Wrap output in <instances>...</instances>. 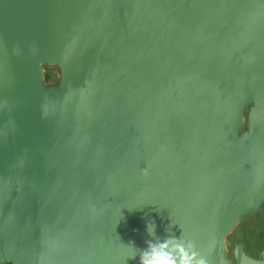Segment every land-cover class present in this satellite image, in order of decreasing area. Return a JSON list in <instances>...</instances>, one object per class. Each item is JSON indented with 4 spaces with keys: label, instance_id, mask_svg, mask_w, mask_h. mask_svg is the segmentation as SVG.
I'll return each instance as SVG.
<instances>
[{
    "label": "water",
    "instance_id": "obj_1",
    "mask_svg": "<svg viewBox=\"0 0 264 264\" xmlns=\"http://www.w3.org/2000/svg\"><path fill=\"white\" fill-rule=\"evenodd\" d=\"M61 1L0 0V264H74L67 213L81 264H140L173 237L197 262L233 264L227 235L264 203V17L246 0ZM46 62L59 85L44 84ZM37 125L74 181H49ZM120 149L132 160L116 183ZM11 190L34 210L17 238L3 218ZM235 256L264 264L242 244Z\"/></svg>",
    "mask_w": 264,
    "mask_h": 264
},
{
    "label": "rangeland",
    "instance_id": "obj_2",
    "mask_svg": "<svg viewBox=\"0 0 264 264\" xmlns=\"http://www.w3.org/2000/svg\"><path fill=\"white\" fill-rule=\"evenodd\" d=\"M58 0H56L57 3ZM61 4H64V0H62L60 2ZM74 0L70 1V4H73ZM81 5V4H80ZM245 9L251 13V14H257L259 15L261 18L264 17V0H246V5H245ZM78 50V49H76ZM83 52V50L81 51ZM32 55L30 56L29 60H27L26 62V68L24 69V73L26 75V77H28L30 79L31 77V73L35 64V59L38 55V49H37V42H36V38L34 36L33 40H32ZM21 53L17 52L14 60H13V71H12V84H13V89H14V93L18 92V88L20 87V70L22 69V65H23V57H21ZM40 75L42 76L43 80H44V84L46 86H56L60 84V80H61V68L59 66V64L57 63H42V69L40 71ZM251 105H249L246 109V116L248 114V111L250 109ZM35 133H34V139L32 141L33 147L35 149V151L38 152V154L40 155L39 159V164L40 167L42 169H44L46 171V176L48 177L49 181L51 182V184L53 185V187H58V181L57 179H59V181L61 182H66L69 180L74 181L76 174L74 177H72L71 173H69L66 163L64 162L65 160L60 159V157L58 156L57 151H53V149L50 147V144L47 140V138L44 136L45 134L42 132V130L39 128V126L37 125V127H35L34 129ZM66 139V138H65ZM61 144V142H60ZM62 145V144H61ZM67 148V147H66ZM61 151V147L59 148ZM123 149V147H122ZM120 149L119 151H117V154L114 156L115 158H113V160H119V165L121 164V168L118 169V171H116V173L113 176V179L115 180L114 182H118L121 181V176H122V172L125 169V167L131 162L132 157H130L128 160H121L120 156L123 155V150ZM256 155L258 157H260L261 155V150H256ZM70 170V169H69ZM73 178V179H72ZM60 184V183H59ZM68 186V185H67ZM54 187V188H55ZM117 187V186H116ZM64 189V193H58V196L60 197V201L62 200L63 202H66V200L68 201L67 196L71 195V189H69V187H63ZM58 191V188L55 190ZM57 193V192H56ZM73 194V192H72ZM16 196L13 190H11V192L9 194H7L5 202H4V207H3V218L4 221L6 222V226L8 227V229L10 230V232L17 238L18 237V231L20 230L22 231L23 229H25L26 225L28 228V225H30L31 223H33L34 219L32 218L33 214H34V210L33 207L31 206V204L28 202L27 199H25L24 197L21 196V201L20 203L16 202ZM63 198V199H62ZM218 198V195H217ZM215 198V200L217 199ZM21 205V210H19L18 205ZM23 213H26L27 216V220L24 221V219L22 218ZM67 224L69 227V233L71 235V246H72V257H73V261L74 264H77L79 262L80 263V256L83 255V253L85 251H87V244L82 243V238H80L77 233L76 235L73 232V228L71 225V222L69 220V216L67 213ZM249 219H246V221L244 222V224L242 226H240V228H238V230L236 231L235 234V241H241L244 243L245 246V250L248 254L250 255H254V254H258L259 253V248L262 246V240L260 239V236L258 235L259 233L257 231H255L253 227H251L250 225V221L248 222ZM14 228V229H13ZM81 236L83 235V231L81 230V228L78 229V231ZM84 239V238H83ZM90 246V245H88ZM85 247V248H84ZM23 251L24 253L25 251V247H23ZM85 249V250H84ZM16 253H18V251L16 250Z\"/></svg>",
    "mask_w": 264,
    "mask_h": 264
},
{
    "label": "clouds",
    "instance_id": "obj_3",
    "mask_svg": "<svg viewBox=\"0 0 264 264\" xmlns=\"http://www.w3.org/2000/svg\"><path fill=\"white\" fill-rule=\"evenodd\" d=\"M195 256L191 245L185 247L183 242L173 237L159 245L149 244L140 253V264H204L202 260L195 261ZM130 258H135V254Z\"/></svg>",
    "mask_w": 264,
    "mask_h": 264
},
{
    "label": "crops",
    "instance_id": "obj_4",
    "mask_svg": "<svg viewBox=\"0 0 264 264\" xmlns=\"http://www.w3.org/2000/svg\"><path fill=\"white\" fill-rule=\"evenodd\" d=\"M261 196H259V199ZM246 219H249L251 227L254 226V230L257 231L260 236V239L262 240V246L259 248V253L250 255L246 252L245 247L243 246L244 252L247 254V256L251 259H254L256 261L263 260V254H264V203L260 205L259 209L256 212H249L247 213L242 220L234 226V228L231 230V232L227 235L225 240V246L228 252L233 251L232 257L230 260L233 264H237V259L235 256V252L238 250V247L240 243H235V234L238 228L244 224ZM244 244V243H243Z\"/></svg>",
    "mask_w": 264,
    "mask_h": 264
},
{
    "label": "flooded vegetation",
    "instance_id": "obj_5",
    "mask_svg": "<svg viewBox=\"0 0 264 264\" xmlns=\"http://www.w3.org/2000/svg\"><path fill=\"white\" fill-rule=\"evenodd\" d=\"M235 243L236 244L240 243V244H242L244 246L243 242H241V241L236 240ZM228 254H229L230 258H231L232 257V254H233V251L228 252Z\"/></svg>",
    "mask_w": 264,
    "mask_h": 264
}]
</instances>
